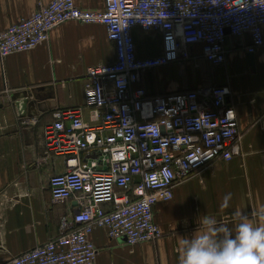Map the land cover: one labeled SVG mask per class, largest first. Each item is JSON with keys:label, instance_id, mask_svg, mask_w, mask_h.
Returning <instances> with one entry per match:
<instances>
[{"label": "built area", "instance_id": "2783aa9c", "mask_svg": "<svg viewBox=\"0 0 264 264\" xmlns=\"http://www.w3.org/2000/svg\"><path fill=\"white\" fill-rule=\"evenodd\" d=\"M67 21L102 24L115 61L86 70L84 105L99 124L83 120L80 107L55 108L40 128L39 161L61 156L65 164L64 172L48 179L50 195L76 207L70 219L61 220L59 236L14 256L10 264H94L95 228L127 245L160 238L154 206L171 200L175 183L191 172L213 160L230 161L239 152L241 134L235 108L227 102L229 87L148 94L139 86L143 74L188 60L195 45L211 65H222L229 34H248L249 53L264 45V0H105L101 10L50 0L0 31V55L36 48ZM135 27L161 32L159 56L137 57Z\"/></svg>", "mask_w": 264, "mask_h": 264}, {"label": "crops", "instance_id": "0c3cea01", "mask_svg": "<svg viewBox=\"0 0 264 264\" xmlns=\"http://www.w3.org/2000/svg\"><path fill=\"white\" fill-rule=\"evenodd\" d=\"M49 1L0 0V31ZM74 1L80 8L101 10L105 0ZM132 36L138 58L161 54L159 30L135 27ZM249 44L248 34H229L222 65H211L195 45L189 47L188 60L143 74L139 86L148 94L229 87L227 102L235 108L241 134L239 152L228 162L213 160L175 183L173 198L153 209L161 231L157 240L127 245L95 228L90 235L98 250L94 264H179L180 239L202 230L204 217L233 231L241 213L264 224V216L257 215L264 211V45L249 53ZM114 61L105 27L77 21L56 26L48 40L32 50L0 55V264H10L14 256L59 236L61 220L75 211L72 200L50 195L48 179L64 172L65 164L61 156L39 161L40 128L52 120L55 108L80 107L83 120L99 124L101 119H92L91 108L84 105L86 70Z\"/></svg>", "mask_w": 264, "mask_h": 264}, {"label": "clouds", "instance_id": "9594fccd", "mask_svg": "<svg viewBox=\"0 0 264 264\" xmlns=\"http://www.w3.org/2000/svg\"><path fill=\"white\" fill-rule=\"evenodd\" d=\"M238 219L233 231L204 217L202 230L180 239L179 264H264V224L243 213Z\"/></svg>", "mask_w": 264, "mask_h": 264}, {"label": "water", "instance_id": "95a60500", "mask_svg": "<svg viewBox=\"0 0 264 264\" xmlns=\"http://www.w3.org/2000/svg\"><path fill=\"white\" fill-rule=\"evenodd\" d=\"M249 59L252 61V59H253V55L250 54Z\"/></svg>", "mask_w": 264, "mask_h": 264}]
</instances>
